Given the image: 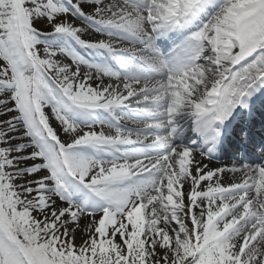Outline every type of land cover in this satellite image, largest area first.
Listing matches in <instances>:
<instances>
[{"label": "snow or ice", "instance_id": "6c2138e0", "mask_svg": "<svg viewBox=\"0 0 264 264\" xmlns=\"http://www.w3.org/2000/svg\"><path fill=\"white\" fill-rule=\"evenodd\" d=\"M262 87L264 0H0V264H264Z\"/></svg>", "mask_w": 264, "mask_h": 264}, {"label": "bare ground", "instance_id": "6f19581e", "mask_svg": "<svg viewBox=\"0 0 264 264\" xmlns=\"http://www.w3.org/2000/svg\"><path fill=\"white\" fill-rule=\"evenodd\" d=\"M263 90H264V87H262V88H260L250 99H251V103H257L258 105L260 104V105H263L264 106V100H263ZM254 107H256V105H254ZM264 109V108H263ZM261 112L262 111H258V114L260 115L261 114ZM256 122H258L256 119H254V118H252V116H251V118L250 119H248V125H247V127H250L251 126V124H255ZM259 122L264 126V117H262V118H260L259 119ZM253 124V125H254ZM238 127V126H237ZM240 128L241 129H243V130H240L241 131V133L238 135V137H242L240 140H238V142H235V141H233L232 139H228V137H227V139H228V144L229 145H231V146H238V148L239 149H243V148H241L240 147V144H243V145H245L246 144V142H247V140L245 141L244 140V137H245V135H246V133H244L246 130V127L245 128H243L242 126H240ZM261 129H263L264 130V127H260ZM189 135H191V133H189ZM236 139H238V138H236ZM250 140H253V141H255L256 143H257V140H255V139H250ZM248 143V142H247ZM227 147H225V149H226ZM222 154H227V153H221V155ZM217 157V156H216ZM216 159V158H215ZM215 159L211 162V164H210V166H223V165H226V164H220V163H216L215 162ZM254 159V157L251 155V158H250V160H253ZM252 162V161H251ZM241 163V162H240ZM230 166V165H229ZM228 175H230V174H228Z\"/></svg>", "mask_w": 264, "mask_h": 264}, {"label": "rangeland", "instance_id": "374dc122", "mask_svg": "<svg viewBox=\"0 0 264 264\" xmlns=\"http://www.w3.org/2000/svg\"><path fill=\"white\" fill-rule=\"evenodd\" d=\"M219 162H225V160L223 158H220Z\"/></svg>", "mask_w": 264, "mask_h": 264}]
</instances>
